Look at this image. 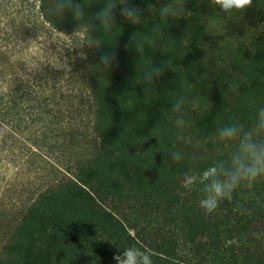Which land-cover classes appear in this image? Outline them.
<instances>
[{"label":"trees","instance_id":"obj_1","mask_svg":"<svg viewBox=\"0 0 264 264\" xmlns=\"http://www.w3.org/2000/svg\"><path fill=\"white\" fill-rule=\"evenodd\" d=\"M79 2L82 17L61 7L67 0H40V13L58 32L84 34L97 143L23 205L7 203L0 170V219L8 217L0 264H115L128 247L152 264H264V174L242 178L212 213L200 207V175L214 165L230 171L246 134L264 143V0L232 13L210 0H130L139 23L119 15L117 0L109 28L95 15L109 0ZM167 5L175 14L162 18ZM103 53L114 56L108 67ZM20 65L0 43V155L37 147L67 122L48 99L56 102L58 88L47 95L44 80L26 78ZM229 125L237 136L220 138ZM185 174L196 183L185 187Z\"/></svg>","mask_w":264,"mask_h":264},{"label":"rangeland","instance_id":"obj_2","mask_svg":"<svg viewBox=\"0 0 264 264\" xmlns=\"http://www.w3.org/2000/svg\"><path fill=\"white\" fill-rule=\"evenodd\" d=\"M84 42L83 33H61L46 23L40 13V0H0V43L13 60L19 59L26 78L41 86L44 80L47 95H55L58 88L56 102L50 96L48 99L53 105H62L67 121L64 128L48 134L47 140L40 139L39 146L22 145L18 156L9 148L0 155L11 208L55 185L74 156L96 146L90 128ZM39 127L38 124L36 131ZM28 135L27 131L23 136ZM66 143L70 147L63 150ZM7 222L8 217L0 219V230Z\"/></svg>","mask_w":264,"mask_h":264},{"label":"clouds","instance_id":"obj_3","mask_svg":"<svg viewBox=\"0 0 264 264\" xmlns=\"http://www.w3.org/2000/svg\"><path fill=\"white\" fill-rule=\"evenodd\" d=\"M120 5L119 15L132 21L139 23L140 9L129 6L130 0H118ZM213 7L220 9L223 13L244 12L252 6L253 0H210ZM73 14L74 18L82 17L84 8L79 0H67L66 5ZM117 7V0H109V2L98 10L95 14L96 19L104 28H109L115 23L114 9ZM172 12L171 6L167 5L160 8L162 18L167 17ZM135 38V36H133ZM101 64L108 67L114 62V56L108 53H103L100 56ZM162 68L156 67L148 70L144 74L146 81H151L153 74L159 75ZM6 90V89H5ZM151 89L145 90L146 94L150 93ZM173 111H179V102L173 106ZM264 116V113L261 114ZM182 123V120H178ZM264 129V124L257 129ZM239 129L236 126L229 125L219 129V136L222 139H232L237 136ZM175 160L179 159L178 153H172ZM224 172L225 179L219 178L220 173ZM264 174V143L257 144L252 141L251 133L245 135V139L241 141L240 152L233 158V166L230 171H225L221 166H210L201 175L200 182L205 184L204 198L200 200V207L207 213H212L219 202L226 196L230 198L231 192L235 189L239 181L247 179L254 181L259 176ZM185 187H190L196 183L195 175L185 174L183 177ZM115 264H152L150 255L139 249L138 247L125 248L122 254L117 253L113 256Z\"/></svg>","mask_w":264,"mask_h":264}]
</instances>
